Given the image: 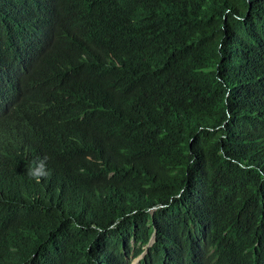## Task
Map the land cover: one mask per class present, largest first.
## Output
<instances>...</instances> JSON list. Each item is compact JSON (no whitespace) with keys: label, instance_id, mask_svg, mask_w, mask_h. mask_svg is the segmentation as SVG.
Returning a JSON list of instances; mask_svg holds the SVG:
<instances>
[{"label":"trees","instance_id":"obj_1","mask_svg":"<svg viewBox=\"0 0 264 264\" xmlns=\"http://www.w3.org/2000/svg\"><path fill=\"white\" fill-rule=\"evenodd\" d=\"M136 257L264 264V0H0V264Z\"/></svg>","mask_w":264,"mask_h":264},{"label":"clouds","instance_id":"obj_2","mask_svg":"<svg viewBox=\"0 0 264 264\" xmlns=\"http://www.w3.org/2000/svg\"><path fill=\"white\" fill-rule=\"evenodd\" d=\"M49 157L45 154L43 157L33 161L27 170V174L36 182L49 175L47 169V161Z\"/></svg>","mask_w":264,"mask_h":264},{"label":"rangeland","instance_id":"obj_3","mask_svg":"<svg viewBox=\"0 0 264 264\" xmlns=\"http://www.w3.org/2000/svg\"><path fill=\"white\" fill-rule=\"evenodd\" d=\"M138 258H139V257H136V258L132 259V260L130 261L129 264H136Z\"/></svg>","mask_w":264,"mask_h":264},{"label":"water","instance_id":"obj_4","mask_svg":"<svg viewBox=\"0 0 264 264\" xmlns=\"http://www.w3.org/2000/svg\"><path fill=\"white\" fill-rule=\"evenodd\" d=\"M152 241V238H150V241H149V243Z\"/></svg>","mask_w":264,"mask_h":264}]
</instances>
